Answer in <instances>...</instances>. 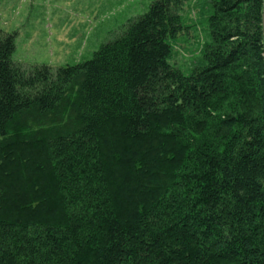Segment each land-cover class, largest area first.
Returning <instances> with one entry per match:
<instances>
[{"label": "trees", "instance_id": "1", "mask_svg": "<svg viewBox=\"0 0 264 264\" xmlns=\"http://www.w3.org/2000/svg\"><path fill=\"white\" fill-rule=\"evenodd\" d=\"M188 1L60 68L0 30V264H264L263 0Z\"/></svg>", "mask_w": 264, "mask_h": 264}, {"label": "rangeland", "instance_id": "2", "mask_svg": "<svg viewBox=\"0 0 264 264\" xmlns=\"http://www.w3.org/2000/svg\"><path fill=\"white\" fill-rule=\"evenodd\" d=\"M157 0H0V30L16 36L12 60L26 68H60L93 58L123 27L148 12ZM189 0L184 20L200 18ZM199 27L173 42L174 61L188 70L206 41Z\"/></svg>", "mask_w": 264, "mask_h": 264}, {"label": "water", "instance_id": "3", "mask_svg": "<svg viewBox=\"0 0 264 264\" xmlns=\"http://www.w3.org/2000/svg\"><path fill=\"white\" fill-rule=\"evenodd\" d=\"M262 29H263V45H264V0H263V10H262Z\"/></svg>", "mask_w": 264, "mask_h": 264}]
</instances>
